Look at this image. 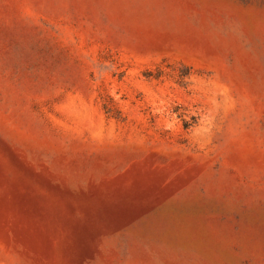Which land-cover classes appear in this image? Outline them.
Masks as SVG:
<instances>
[{
  "label": "rangeland",
  "instance_id": "374dc122",
  "mask_svg": "<svg viewBox=\"0 0 264 264\" xmlns=\"http://www.w3.org/2000/svg\"><path fill=\"white\" fill-rule=\"evenodd\" d=\"M0 264H264V0H0Z\"/></svg>",
  "mask_w": 264,
  "mask_h": 264
},
{
  "label": "trees",
  "instance_id": "16d2710c",
  "mask_svg": "<svg viewBox=\"0 0 264 264\" xmlns=\"http://www.w3.org/2000/svg\"><path fill=\"white\" fill-rule=\"evenodd\" d=\"M145 76H146V78H148V77L151 76V74L147 73ZM193 123H194V119H193V118L191 119L190 122H185V121H183V122H182V127H183L184 130H186V129H188L189 127H191V125H192Z\"/></svg>",
  "mask_w": 264,
  "mask_h": 264
}]
</instances>
